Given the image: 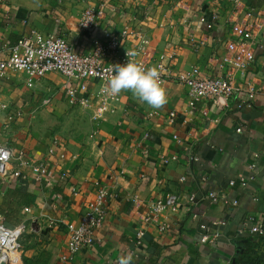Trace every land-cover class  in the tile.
Wrapping results in <instances>:
<instances>
[{
  "label": "crops",
  "instance_id": "1",
  "mask_svg": "<svg viewBox=\"0 0 264 264\" xmlns=\"http://www.w3.org/2000/svg\"><path fill=\"white\" fill-rule=\"evenodd\" d=\"M101 4L106 10L96 18L97 27L141 31L149 58L174 55L172 75L177 76L193 67L203 75L212 73L213 56L223 51L230 23L242 21L245 11L264 0H240L236 8L227 0H5L0 4V59L32 32L69 35L77 51H87L91 35L77 32L79 18ZM211 13L217 18L208 32L199 18ZM24 78L10 72L0 79V104L6 107L0 110V145L11 147L14 155L0 177V223L21 230L14 264H118L128 254L131 264H226L246 240L261 237L249 234L247 218L264 228V55L238 76L240 94L226 107L194 104L177 82L161 86L167 102L159 109L130 90L113 95L115 101L106 97L107 84L97 81L88 83L90 101L82 107L67 103L65 79L58 72L33 88L26 87ZM246 82L257 88L256 101L250 109H238ZM46 96L50 102L39 107ZM13 110L22 117L6 123V113ZM171 153L178 159L160 165L159 156ZM254 153L258 170L247 187L229 188L228 180L248 176ZM40 163L46 173L39 178L33 166ZM200 175L205 185L198 182ZM96 184L107 191L98 240L70 254L65 226L84 213ZM209 191L225 193L237 204L212 203ZM164 193L179 197V209L159 217V222L174 223L161 233L143 217L146 204ZM134 196L137 203L130 201ZM138 233L141 246L135 241Z\"/></svg>",
  "mask_w": 264,
  "mask_h": 264
},
{
  "label": "built area",
  "instance_id": "2",
  "mask_svg": "<svg viewBox=\"0 0 264 264\" xmlns=\"http://www.w3.org/2000/svg\"><path fill=\"white\" fill-rule=\"evenodd\" d=\"M5 0H0V4ZM215 1V0H208ZM233 8L238 7L240 0H227ZM101 4L97 9H85L79 18V31L90 33V48L85 52L75 49V43L69 35H39L32 32L30 35L21 37L9 51L5 59H0V79L7 73L16 72L24 74V82L27 88H33L34 83L49 73L60 74L65 79L64 92L69 105L87 106L90 101L88 83L100 82L103 86L107 84L114 74V65L124 64L131 60L142 65L145 69L155 67L159 72L161 86L168 82H177L186 89V95L191 102L199 104L203 101L211 102L226 107L231 100L236 99L241 91V85L237 78L239 75L253 68L257 60L264 55V4L259 7L248 9L243 13V20L232 21L228 27V38L223 43V51L216 54V66L212 73L203 75L197 67L189 71L173 76L172 61L173 54H159L154 59L149 58L148 41L141 31L123 29L114 31L109 26L97 27L95 20L106 10ZM237 9H234L236 12ZM216 14H202L199 22L205 30L211 32L216 23ZM97 29V31H93ZM132 41V42H131ZM132 47L126 48L127 43ZM135 51L136 56L127 57L126 52ZM73 84V85H72ZM257 88L249 82L244 84V94L237 99V108L250 109L256 101ZM108 99L118 101L117 97L107 94ZM52 97L46 96L40 100L39 107L46 106ZM264 105V98L262 99ZM6 107L0 104V110ZM105 107H101L104 110ZM205 112L202 114L205 116ZM22 117L19 110L6 113V123H10ZM168 119H174V113L170 112ZM237 132L240 128L236 129ZM148 138L147 136L145 137ZM173 139L176 140L175 137ZM8 145H0V177L5 175L9 163L14 155ZM257 153L251 155L247 166L248 176L239 179L228 180L227 186L234 187L236 184L245 189L252 175L258 170ZM20 164H25L21 155L17 157ZM178 155L159 156L160 165L164 166L171 161H176ZM193 160H197V157ZM37 177L46 173L43 164L33 166ZM15 176L18 173H14ZM186 176H181L180 181H185ZM198 182L206 184L205 175H200ZM95 198L88 204L84 213L76 222L66 224V247L70 254L77 253L83 249L91 248L98 240L97 232L105 220L104 203L107 191L99 184ZM74 192L75 189L72 188ZM0 196L2 192L0 190ZM192 196L190 201L192 202ZM207 199L212 203H224L235 206L237 202L227 198L225 193L217 194L207 192ZM131 203H137L134 196ZM193 203V202H192ZM195 204V203H193ZM179 209V197L175 194L164 193L146 204L143 221L153 223L161 233L169 232L174 223L169 219L159 222V217L168 212L174 214ZM252 222L248 229L251 235H263L264 228L261 224L253 222L252 217L247 218ZM222 224V223H220ZM213 225H216L213 223ZM246 226V223L244 224ZM21 230L10 228L0 223V264H14L19 259L20 244L19 235ZM136 244L141 246V234L137 235ZM110 264V263H107Z\"/></svg>",
  "mask_w": 264,
  "mask_h": 264
},
{
  "label": "clouds",
  "instance_id": "3",
  "mask_svg": "<svg viewBox=\"0 0 264 264\" xmlns=\"http://www.w3.org/2000/svg\"><path fill=\"white\" fill-rule=\"evenodd\" d=\"M127 57L136 56L135 51L126 52ZM122 90H130L141 101L159 109L166 102V93L160 84L159 72L155 67L145 69L131 60L114 65V74L107 82L105 91L117 95ZM131 254L121 256L118 264H131Z\"/></svg>",
  "mask_w": 264,
  "mask_h": 264
},
{
  "label": "rangeland",
  "instance_id": "4",
  "mask_svg": "<svg viewBox=\"0 0 264 264\" xmlns=\"http://www.w3.org/2000/svg\"><path fill=\"white\" fill-rule=\"evenodd\" d=\"M241 246L226 264H264V238L258 236L252 241L246 240Z\"/></svg>",
  "mask_w": 264,
  "mask_h": 264
},
{
  "label": "trees",
  "instance_id": "5",
  "mask_svg": "<svg viewBox=\"0 0 264 264\" xmlns=\"http://www.w3.org/2000/svg\"><path fill=\"white\" fill-rule=\"evenodd\" d=\"M260 238H264V234L263 235H261V237ZM147 244H150V242H147Z\"/></svg>",
  "mask_w": 264,
  "mask_h": 264
}]
</instances>
